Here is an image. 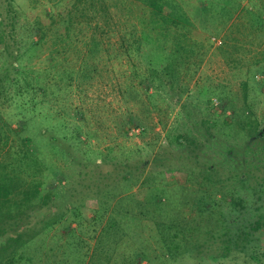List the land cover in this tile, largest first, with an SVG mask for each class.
Here are the masks:
<instances>
[{"label": "trees", "instance_id": "16d2710c", "mask_svg": "<svg viewBox=\"0 0 264 264\" xmlns=\"http://www.w3.org/2000/svg\"><path fill=\"white\" fill-rule=\"evenodd\" d=\"M17 1L0 0V51L5 55L0 71V264H179L186 258L192 264L240 258L243 264H264V127L253 114L232 104V115H226L229 95L218 93L227 116L222 134L248 136L220 162L201 161L199 154L188 152L182 155L185 170L166 163L148 167L149 159L132 166L129 151L114 170L78 169L72 159L73 174L66 173L49 163V153L54 157L59 146L55 138H37L48 135L53 122L43 132L36 119L53 117L52 102L71 84L70 73L95 72L91 65L112 57L119 15L108 4L98 9L102 0H28L24 10ZM133 1L140 6L143 31L122 36L126 57L135 53L144 64L140 70L133 67L140 84L155 89L149 97L167 93L180 101L189 92L184 81L196 75L205 54L207 39L196 36V22L213 21L220 8L232 17L240 4ZM250 14L257 27H264V11ZM50 38L58 47L46 55L44 67L29 64L26 57ZM71 49L78 51L73 66ZM61 124L63 131L70 129ZM211 125L212 118H206L189 131L169 132L168 138L194 152L199 145L195 132H210ZM86 153L89 164L98 165V158ZM98 154L101 164L108 160L107 154ZM161 154L152 163L165 159ZM47 178L60 185L47 186ZM114 178L117 183L110 185ZM153 236L161 251L149 247Z\"/></svg>", "mask_w": 264, "mask_h": 264}, {"label": "rangeland", "instance_id": "374dc122", "mask_svg": "<svg viewBox=\"0 0 264 264\" xmlns=\"http://www.w3.org/2000/svg\"><path fill=\"white\" fill-rule=\"evenodd\" d=\"M102 2V5L99 3L98 9L101 10L102 6L108 4L112 7L111 10H115L119 15L115 24V35H112L110 42L113 44L112 57L99 59L97 64L91 65L90 71L96 69L95 72L70 73L68 83L71 84H68L66 91L59 94L56 102H52L54 118L51 116L47 119L42 115L36 119L40 131H46L49 122H53L55 126L50 128L48 135H37L42 142L54 137L59 145L54 157L49 153L52 158L50 164L56 163L66 173L72 174V159L78 164V169L114 170L115 165H120L119 161L124 160L125 156L122 154L133 151L129 161L132 166H136L140 160L149 159L151 164L148 167L157 168L166 163L185 170L182 168L186 163L182 159L183 153L199 154L201 161L220 162L227 158V152L232 147L244 144L243 140L247 141V135L230 137L220 131L226 115H232L233 109L228 108L232 107V104H235L239 112L247 109V115L253 114L259 121L260 128L264 127V27H257L250 14L264 11V0H237L240 6L232 17H229L231 12L225 14L220 12V8L213 21L207 24L196 22V36L202 40L207 39L204 41L205 54L203 62L196 68V75L191 80L184 81L189 83V92L185 93L180 101L167 93L149 97L155 89L148 91L140 84V77H136L138 73H134L135 68L140 70L144 64L140 63L141 60L135 53L132 59L130 58L132 62L126 57L122 36L134 31L140 35L143 31L137 10L140 7L138 2ZM16 5L24 10L29 8L30 4L28 0H18ZM41 8L40 5L39 10ZM214 37L222 43L214 40ZM54 43L52 38L45 41L42 47H38L32 55L26 57V61L38 69L44 67L46 55L58 47ZM68 55L72 66L79 62L77 49L69 50ZM103 55L106 56L105 53ZM4 59L5 55L0 51V71ZM133 63L138 66L133 67ZM222 91L229 95L228 102L225 101L228 108L226 115L221 113L222 102L218 99V93ZM206 118H212L210 132L200 128L199 133L195 132L199 145L195 149L193 147L194 152L171 143L169 132L175 136L182 131H189L192 126L195 127ZM60 121L66 122L70 129L63 131ZM64 133L80 139H66ZM86 150L92 152L94 159L98 158V165L102 161V157L98 156L99 151L107 154L108 160L99 167L94 163L89 164ZM160 153L165 159L158 160L157 164L152 163L154 157ZM86 164L89 165L85 166ZM183 172H178L177 178L182 179ZM46 181L47 186L60 185L59 180L55 178H47ZM108 183H117L116 178ZM52 233L50 232L49 237ZM94 241L90 240L92 244ZM50 243L55 245L53 239ZM149 243L153 251L162 250L157 236H153ZM50 255H53V252ZM242 261L243 258L235 263L226 260L222 264H243ZM192 262L193 259L186 258L181 259L179 264ZM143 264L148 262L145 260Z\"/></svg>", "mask_w": 264, "mask_h": 264}, {"label": "built area", "instance_id": "2783aa9c", "mask_svg": "<svg viewBox=\"0 0 264 264\" xmlns=\"http://www.w3.org/2000/svg\"><path fill=\"white\" fill-rule=\"evenodd\" d=\"M214 40H217L215 37H214ZM220 44L222 43V41L221 40H217Z\"/></svg>", "mask_w": 264, "mask_h": 264}]
</instances>
